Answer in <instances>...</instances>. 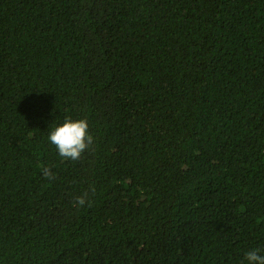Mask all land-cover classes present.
<instances>
[{"label": "trees", "instance_id": "16d2710c", "mask_svg": "<svg viewBox=\"0 0 264 264\" xmlns=\"http://www.w3.org/2000/svg\"><path fill=\"white\" fill-rule=\"evenodd\" d=\"M68 117L94 138L76 161L48 139ZM254 248L264 0H0V264H248Z\"/></svg>", "mask_w": 264, "mask_h": 264}, {"label": "clouds", "instance_id": "9594fccd", "mask_svg": "<svg viewBox=\"0 0 264 264\" xmlns=\"http://www.w3.org/2000/svg\"><path fill=\"white\" fill-rule=\"evenodd\" d=\"M49 141L56 147L58 155L65 160L76 161L94 143V138L89 132L88 121L85 118L73 120L70 117L56 125L49 132ZM43 175L48 179H55L51 169L45 168ZM94 191V190H93ZM87 192L77 196L73 201L77 207L89 203ZM261 249L254 248L244 253V259L248 264H264V255Z\"/></svg>", "mask_w": 264, "mask_h": 264}]
</instances>
